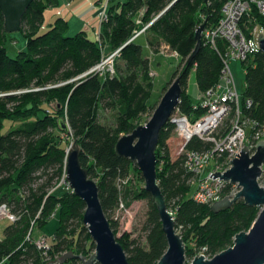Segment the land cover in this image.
Returning <instances> with one entry per match:
<instances>
[{"label": "trees", "instance_id": "obj_1", "mask_svg": "<svg viewBox=\"0 0 264 264\" xmlns=\"http://www.w3.org/2000/svg\"><path fill=\"white\" fill-rule=\"evenodd\" d=\"M174 1L111 0L101 37L106 39L110 52L122 48L118 58L123 60L124 66L115 63L114 76L89 74L77 80L74 79L101 61L103 49L98 40L89 38L85 31L68 35L69 23L61 16L43 30L45 11L57 6L59 0H33L22 18L20 29L27 40L26 49L15 57H11L6 48L10 33L5 31L0 9V205L6 203L19 216L5 227L0 237V264H48L57 254L69 249L83 253L88 240H92L84 226L75 245L71 246L73 241L68 232H75L83 225L86 204L72 191L51 192L66 171L69 143L64 141V136L79 143L81 162L90 177L96 178L100 174L97 183L101 203L117 233V223L109 213L120 204L118 180L127 179L138 168L130 159L117 154L116 144L123 135L133 132L132 121L152 108L151 61L143 56V45L137 41L142 33L133 39L139 30L151 23L145 29L149 47L158 51L163 44L168 45L181 59L184 68L174 71L168 81L169 87L173 79L180 78L183 91L178 110L192 119L205 112L202 107L194 108L195 101L188 91L189 77L195 72L198 88L204 92L219 82L223 62L218 52L204 40L198 54L190 63L188 60L198 43L197 28L205 20L207 26L215 25L226 0ZM172 2L174 4L160 15ZM256 25L264 28V14H260L254 5L250 15L244 17L242 27L250 33ZM219 44L221 48L224 46L222 41ZM243 64L246 89L242 101L244 105L247 98L254 101L253 107L245 112L251 118L263 121L264 53L260 51ZM59 82L66 84L50 87ZM34 86L42 88L29 91L32 99L27 100V107L31 111L17 108L8 113L3 109L4 103L14 101L15 91ZM53 101L57 102L56 111L47 108ZM65 106L66 119L61 116ZM106 110L116 111L112 124L100 119ZM16 119L22 121L21 124L12 125ZM62 121L68 123L69 130L62 128ZM174 128L175 125L168 122L160 133L158 182L168 208L174 213L176 229H182L187 257L192 259L198 254L194 249L201 253L203 247L207 248L206 256L214 257L231 247L238 233L251 228L261 208L239 199L230 208L216 213L211 205L197 203L188 197L192 189L189 182L196 174L184 168L183 155L176 159L170 155L167 141ZM210 147V143L197 137L187 144L189 149ZM260 182L264 183V167ZM127 190L134 198L142 196L149 202L144 226L146 244L137 238L117 239L131 264H158L168 249V242L157 207L144 187L138 192L132 188ZM173 202H176V208H172ZM53 214L60 219V226L51 239L50 259L47 260L26 238L36 226L44 228ZM191 241L195 242V248ZM91 243L94 247L93 240ZM72 261L76 263L79 259Z\"/></svg>", "mask_w": 264, "mask_h": 264}, {"label": "water", "instance_id": "obj_2", "mask_svg": "<svg viewBox=\"0 0 264 264\" xmlns=\"http://www.w3.org/2000/svg\"><path fill=\"white\" fill-rule=\"evenodd\" d=\"M32 2L33 0H0L4 28L7 33L20 31L22 18ZM174 2L160 15L167 11ZM206 26L207 20L196 30L198 43L189 57V63L198 54L203 44V32ZM258 41L261 52L264 53V30L260 32ZM182 91L180 78H176L162 97L152 118L146 124L137 126L132 133L123 135L116 144L117 154L130 159L141 172L145 181L144 188L152 196L157 207L162 230L168 242V249L158 264H186L185 242L177 232L174 213L167 206L157 176V148L160 133L178 109ZM61 125L64 130H69L66 121H62ZM229 163H232L229 170L224 173H212L210 177L213 179L220 177L232 184H238L241 189L233 198L226 196L213 203L211 209L218 213L230 208L237 200L243 199L246 204L259 207L261 210L249 231L238 233L231 247L211 259H207L204 254H199L189 264H264V187L259 182L264 167V140L257 143L254 153L245 144L241 152L236 154V157ZM66 181L72 192L86 204L83 225L87 227L95 243V252L90 258L70 251L65 252L55 262L48 264H65L69 259H79L82 264L96 262L99 264H131L104 212L99 195V185L95 179L90 177L87 168L82 165L81 148L77 141H74L68 150Z\"/></svg>", "mask_w": 264, "mask_h": 264}, {"label": "built area", "instance_id": "obj_3", "mask_svg": "<svg viewBox=\"0 0 264 264\" xmlns=\"http://www.w3.org/2000/svg\"><path fill=\"white\" fill-rule=\"evenodd\" d=\"M110 2L111 0H102L94 5L100 19V30L108 19ZM254 5L260 14H264V0H226L219 21L213 26H206L203 40L214 48L222 59L221 77L214 87L204 92L200 91V99L194 103L195 109L199 107L205 109L200 117L192 119L178 110L170 121L175 125L174 132L182 143L180 155H183L184 168L196 174V177L189 182L193 189L190 198L200 204L212 205L226 196L233 198L241 189L239 185L220 177L213 179L210 177L211 174L229 170L232 167V163L229 162L241 152L245 144L254 153L257 143L264 140V120L253 119L245 112L253 107L254 101L247 98L245 105L243 104V94L238 91L231 68L233 61L244 62L261 51L258 37L264 28L256 25L249 31L250 33H247L242 27L244 17L250 15ZM147 27L137 32L133 39L143 33ZM247 29L249 30V27ZM221 41L224 44L222 48L219 44ZM121 49L108 54L103 50L101 61L74 80L89 74L114 76L115 62L120 57ZM174 54L178 56L175 51ZM244 70L246 72V68ZM153 75L151 70V76ZM227 118H231V123L225 128ZM195 137L210 143L211 147L201 150L187 148V144ZM64 178L66 179V173ZM260 185L264 187L263 183ZM55 217V214L51 216L52 219ZM18 218L19 216L13 213L6 203L0 205V220L8 219L14 222ZM26 240L35 244L46 256L45 259H50L48 255L51 249L50 236L34 237L31 229ZM206 249L203 247L200 254H204ZM206 258L211 259L208 256Z\"/></svg>", "mask_w": 264, "mask_h": 264}, {"label": "rangeland", "instance_id": "obj_4", "mask_svg": "<svg viewBox=\"0 0 264 264\" xmlns=\"http://www.w3.org/2000/svg\"><path fill=\"white\" fill-rule=\"evenodd\" d=\"M98 1V0H97ZM95 2L92 4V8L94 10V5H96L98 2ZM102 1V0H100ZM104 1V0H103ZM118 0H116L117 2ZM115 2V7H117V3ZM97 13V12H96ZM98 16V13L97 15ZM99 18V17H98ZM56 18H53V12L49 11V8L45 11V21L43 24V30L45 31L47 28L50 27V24L53 23V21ZM99 20V19H98ZM141 12L137 16V22H141ZM99 24L100 21H98L97 28H92L93 25L96 27L95 24H90V36L92 39L98 40L99 44H101V48L104 50L105 54L110 53L107 41L105 38L101 37V34H98L99 32ZM151 24V23H150ZM149 26V25H148ZM97 29V30H95ZM102 29V28H101ZM144 29V28H143ZM142 29V30H143ZM139 30L138 32L142 31ZM77 32L73 30L72 27H68L67 34L68 35H75ZM99 37L97 38V36ZM145 30L143 33L138 37L137 41L143 45V56L149 57L151 61V70L154 73L153 80H154V86L151 92L150 97V103H151V109L149 112H147L144 115H141L134 119L132 122L135 126H139L140 124H146L153 116L154 111L156 110L157 106L159 105L162 97L164 96L165 92L168 90V81L171 79L172 74L176 70L182 71L184 66L181 63V59L179 56L174 54V51L170 48V46L163 44L161 48L158 51H153L151 47H148L146 42V36ZM97 38V39H96ZM27 40L22 33V31H16L13 33H10L8 36V39L6 41V48L8 50V53L11 57H15L19 51L26 49ZM118 65L124 66L123 60L117 59L115 62ZM231 68L233 70L235 81L238 87V91L240 94H243L246 89V72L245 67L242 61H233L231 63ZM176 79V78H175ZM173 79V81L175 80ZM188 91L194 101H199L201 93L197 85L196 80V74L195 72H192L189 77L188 82ZM66 82H59L55 85H50V87L55 86H62L65 85ZM42 87H36L34 86L31 89H25L21 91H15L14 94L17 96L14 98V101L10 104L4 103L3 109L8 113H13L17 108H21L23 110H28L31 108L27 107L29 104L27 100H31L32 96H30L29 91H35L40 90ZM47 108H49L51 111L57 110V102L53 101L50 104L47 105ZM27 111V112H30ZM175 113H178V109L175 111ZM174 113V114H175ZM115 114L116 111L114 110H106L101 113V121L106 124H112L115 120ZM61 116H63L65 119L67 118V107L65 106V109L63 112H61ZM22 121L16 119L12 122V125H19ZM231 118H227L224 127L227 128L230 126ZM134 128V129H135ZM64 141H67L69 143V148L71 144L74 142L72 138H69L68 136H64ZM170 155L172 159H176L180 154H182V143L180 141V138L176 135L175 132L172 133L171 137L167 141ZM158 151V148H157ZM138 170H133L129 177L125 180H118V188L120 190V204L116 208L110 211L109 215L112 220H114L117 223V237L128 240L129 238H137L139 239L143 244H146V233L144 230L145 222L147 220L148 211H149V202L147 198L140 197V198H134L133 195H130L128 193L127 189H134L138 192V190H142V188L145 186L144 178L142 177V174H140ZM66 173V172H65ZM100 177V174L98 173V176L96 178H93L97 181V179ZM260 182V180H259ZM263 182H260L262 184ZM264 184V183H263ZM191 186V185H190ZM193 189L190 190L188 197L191 195ZM72 191L69 187V184L67 183L64 176L56 182L54 187L52 188L51 192H54L56 194H63L64 192ZM177 204L176 202L172 203V208H176ZM54 219L50 218L49 223L44 227L36 226L33 230V236L39 237L41 235L50 236V238H53V235H55V231L60 226V219L57 218ZM10 223L8 219H2L0 220V237L4 234L5 227ZM84 227V225L80 226L75 232H68V237L72 239L73 243L71 246H74L76 241L78 240V233L81 230V228ZM75 229V228H72ZM249 231V230H248ZM178 233H182V229L177 230ZM92 240H88L86 243L84 241V244L86 243V249L83 253L79 252H73V250H70V252H73L75 254H81L84 255L86 258H90V256L95 252V243L94 247H91ZM191 246L195 248L196 244L194 241H191ZM68 251V252H69ZM199 255L200 253L198 250L194 249ZM64 254V253H63ZM62 255V254H61ZM60 254H57L52 262H55L60 256ZM196 255V256H197ZM195 256V257H196ZM209 257V256H208ZM194 258V257H193ZM192 258V259H193ZM212 258V257H211ZM192 259H189L186 255V264H189ZM65 264H82L81 260L74 263L72 259H69L65 262Z\"/></svg>", "mask_w": 264, "mask_h": 264}, {"label": "crops", "instance_id": "obj_5", "mask_svg": "<svg viewBox=\"0 0 264 264\" xmlns=\"http://www.w3.org/2000/svg\"><path fill=\"white\" fill-rule=\"evenodd\" d=\"M96 1L97 0H59V4L57 6L50 7L49 11L53 12V18H57L58 16L65 18L74 31H85L88 37L91 38V30L89 25L96 23V27H94L93 25L92 28H97L98 21H100V19L98 18L99 16H96L97 10L95 8L93 10L92 8V4ZM98 1V3L101 2L100 0ZM99 31H101L100 24ZM100 33L101 32H98V34ZM98 37L99 35L97 36V38Z\"/></svg>", "mask_w": 264, "mask_h": 264}]
</instances>
